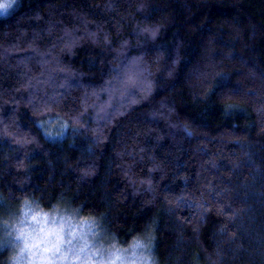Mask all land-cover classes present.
<instances>
[{"label":"trees","instance_id":"trees-1","mask_svg":"<svg viewBox=\"0 0 264 264\" xmlns=\"http://www.w3.org/2000/svg\"><path fill=\"white\" fill-rule=\"evenodd\" d=\"M134 62L135 104L119 91ZM24 201L145 242L156 264H264V0H16L0 245Z\"/></svg>","mask_w":264,"mask_h":264},{"label":"snow or ice","instance_id":"snow-or-ice-1","mask_svg":"<svg viewBox=\"0 0 264 264\" xmlns=\"http://www.w3.org/2000/svg\"><path fill=\"white\" fill-rule=\"evenodd\" d=\"M16 6V0H3L0 2V16H8ZM145 32H149L151 37L155 39L158 29L145 28ZM121 79L122 87L119 89L121 93H127L128 99L135 104L137 101L132 99L136 95L134 91H129L130 88H135L136 81H144L146 78L136 62L130 66V70L124 73ZM147 92L151 91V84L143 85ZM111 96V92H109ZM62 129L66 130L68 124H62ZM46 135L48 133H45ZM22 215L18 217V224L4 225L6 237L9 239L0 247L4 252L10 250L11 246L17 242H22L23 247L20 250V255L13 257L12 264H21V258L25 253H28L29 264H72L79 261L80 264H122L123 257L118 249L109 252L98 243H89L84 240L83 235L79 238L75 231L69 229L67 232L61 228H44L38 237L26 232L22 225L27 224L28 218L32 221L37 220V215L33 212L31 205L25 202L24 209L21 210ZM47 220V217H44ZM15 234V235H13ZM82 241L80 246H77L76 241ZM147 253L142 258V264H154L151 259V252L147 247L144 248Z\"/></svg>","mask_w":264,"mask_h":264},{"label":"rangeland","instance_id":"rangeland-1","mask_svg":"<svg viewBox=\"0 0 264 264\" xmlns=\"http://www.w3.org/2000/svg\"><path fill=\"white\" fill-rule=\"evenodd\" d=\"M0 2H3V0H0ZM52 122L55 124V126H61V122L59 120ZM25 202L31 205L33 212L37 215L36 221H32L29 217L27 224L22 225L24 230L33 236L38 237L41 233V230L44 228L62 227L65 232L71 229L72 231L76 232L78 238L83 235L84 240H87L89 243H98L99 246H102L109 252L118 249L123 257L122 264H142V258L147 254L144 251V248L147 247L151 252L149 245L141 241H135L131 245L125 247L118 245L102 231L95 220L92 218L83 217L76 211L64 209L41 211L34 205V203L29 201H24V203H21V205L16 208V213L13 218V226L18 224V217L22 215L21 210L24 209ZM44 217H47V220H45ZM76 244L77 246H80L82 241L77 239ZM22 247V242H17L16 244L12 245L13 257L20 255V250ZM151 259L154 261V264H156L152 253ZM21 264H29L27 252L25 253L24 257L21 258ZM72 264H80V262L74 260Z\"/></svg>","mask_w":264,"mask_h":264}]
</instances>
